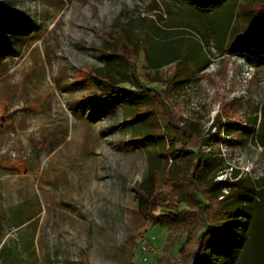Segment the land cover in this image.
Segmentation results:
<instances>
[{"label":"rangeland","instance_id":"obj_1","mask_svg":"<svg viewBox=\"0 0 264 264\" xmlns=\"http://www.w3.org/2000/svg\"><path fill=\"white\" fill-rule=\"evenodd\" d=\"M261 8L260 0L209 14L183 0H0V264L181 263L189 234L168 247L169 229L145 219L136 190L158 163V194H186L194 157L174 118L181 127L201 123L204 139L213 119L233 132L254 125L264 109V35L247 37ZM111 54L119 64L104 59ZM132 67L148 88L166 89L165 103L137 127L158 135L165 157L137 148L123 112L108 115L94 86L98 73L128 81ZM254 140L242 138L248 157ZM244 193L251 220L234 221L226 244L208 250V264L264 263L263 197ZM204 196L213 209L199 215L214 222L222 200ZM148 241L153 252L143 255Z\"/></svg>","mask_w":264,"mask_h":264},{"label":"trees","instance_id":"obj_2","mask_svg":"<svg viewBox=\"0 0 264 264\" xmlns=\"http://www.w3.org/2000/svg\"><path fill=\"white\" fill-rule=\"evenodd\" d=\"M183 1L195 12L209 14L220 10L234 0ZM260 2L262 3L261 11L255 16L254 28L248 31L247 38H251L256 34L260 36L264 35V0H260ZM233 34L234 32L231 30L229 32V39H234ZM247 38H244L242 43H245ZM114 56L115 54H111L104 57V59L107 62H112V66H115L119 63H116ZM127 74L126 76L129 80L123 82L115 81L106 74L98 73L93 79L94 86L100 91L103 99L105 98V104H107V108L109 109L108 115L113 113L114 109L123 112V123L129 126V129L132 131V138L134 139L136 137L134 144L137 148L143 152L146 151L153 160L154 158L165 157L168 154L167 151H165L166 154L164 156L159 155L161 151L159 148L163 146L161 144L163 141H157L155 139L158 138V135L147 134L143 136L139 134L137 127L141 122L145 121L148 115L151 116L154 113L151 109L157 103H165L162 96H164L163 93H165L166 89L164 88L159 93L148 88L140 77L136 75L134 68L132 72L128 70ZM184 82H187V80L184 79L178 82L180 89L183 88L181 84ZM126 83H129V86L126 87ZM157 83L161 84V81ZM141 108H150V110L146 113H141ZM177 121L174 118L176 125L172 124V127L181 138L183 150L194 157L193 167H191L188 174L184 177L188 179L189 185L185 190L186 194L182 200L167 198L160 193L158 194L156 184L160 168L158 163H156L148 171L144 178V184L137 187L138 210L154 226H163L169 229L170 234L167 239L168 247H172L186 233L189 234L188 244L182 248L183 255L181 263L175 261L170 262V264H182V262L188 260H190L189 264H208V250L212 247L216 251L220 246H224V241L226 244L231 235V230H233V226L235 225L234 221L238 218L251 220L253 208L251 205H246L245 201L247 198L244 200L245 193L242 194L243 189L263 197H258L259 200H257L256 205H258L257 209H259L260 215L264 219V192L261 191L262 189L257 190V186L261 185L262 180L251 181L249 179H243L233 183L215 181L217 174L224 168L223 163L219 160L221 158L218 157L216 152L220 138L212 136L204 139L203 125L201 123L189 122L181 127L178 124L179 121ZM257 122L258 117L256 116L253 119V126L246 125L240 127L239 131L236 132H233L235 129L233 125L226 122L224 125L225 132L228 134H236L238 144L241 146L246 144V142L242 141V138L250 137L252 141L255 139L254 142L256 145L258 144L264 149V109L261 110V119L256 129ZM159 137L161 138L162 136ZM154 145L157 148H154ZM201 146L210 148V154L200 153ZM172 152L171 150L170 155L173 154ZM157 160L155 159V161ZM183 181L173 180V182H182L181 184L186 185ZM247 184L251 185L250 188L247 187ZM225 189H228L230 193L228 192L229 194L224 197V200L218 202V209L217 211L215 210L217 212V218L214 222H211L207 216L208 212L213 209V205L210 202L211 200L205 199L204 193L210 192L216 198H219ZM228 198H230L229 201L227 200ZM199 212L207 214V216L203 214L200 216ZM196 222L200 224L197 230Z\"/></svg>","mask_w":264,"mask_h":264},{"label":"built area","instance_id":"obj_3","mask_svg":"<svg viewBox=\"0 0 264 264\" xmlns=\"http://www.w3.org/2000/svg\"><path fill=\"white\" fill-rule=\"evenodd\" d=\"M256 116L258 117V124L256 126L257 129L261 119V111L259 112V115ZM225 124L226 121L216 124L213 119L210 124L212 129L206 135L208 138L212 136L220 138V141L217 144V148L219 149L218 157L223 160L224 168L217 174L215 180L217 182L228 183L237 182L243 179H249L251 181L264 180V160L261 158V154L264 153V149L257 144L258 149L256 150V154L248 157L245 150L238 144L237 138L235 139V136L237 135L225 132ZM246 125L247 124L244 123L243 126ZM204 148H206L209 152L211 151L208 147ZM223 192H226L227 194L228 189H225ZM224 197V195H221L220 199L223 200ZM141 249L143 255H151L153 252V247L150 241L143 243Z\"/></svg>","mask_w":264,"mask_h":264}]
</instances>
